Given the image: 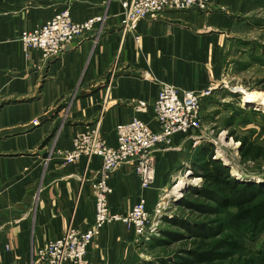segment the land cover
Masks as SVG:
<instances>
[{
    "label": "crops",
    "instance_id": "crops-1",
    "mask_svg": "<svg viewBox=\"0 0 264 264\" xmlns=\"http://www.w3.org/2000/svg\"><path fill=\"white\" fill-rule=\"evenodd\" d=\"M256 1L209 0L207 11H169L142 22L136 43L121 34L118 0H0V264H33L37 250L70 226L85 232L93 225L92 183L101 159L83 157L69 166L48 159L70 151L73 138L98 121L113 147L117 127L135 118L159 131L153 113L158 82L208 91L202 117L217 127L219 111L208 104L218 100L234 65L235 23ZM65 11L74 23L96 17L104 23L52 61L37 50L26 54L21 33ZM210 146L192 133L176 135L170 149L157 152L149 189L141 187L132 163L121 166L110 181V212L126 215L145 198L153 215L164 191L215 153ZM137 246L129 228L111 224L89 249V264H135Z\"/></svg>",
    "mask_w": 264,
    "mask_h": 264
},
{
    "label": "built area",
    "instance_id": "built-area-1",
    "mask_svg": "<svg viewBox=\"0 0 264 264\" xmlns=\"http://www.w3.org/2000/svg\"><path fill=\"white\" fill-rule=\"evenodd\" d=\"M122 11L119 15L123 38L132 37L136 43L140 38L137 31L142 22L155 19L169 11L190 10L207 11L209 0H118ZM102 17L74 23L68 11L58 14L34 31H23L20 44L28 54L37 50L44 62L59 58L65 49L81 37L93 32L97 25L103 24ZM145 79L154 81L151 75ZM159 92L153 105V113L159 131H153L142 120L135 118L117 127V146H110L102 134L101 121L88 130L77 134L70 151L52 152L49 161L58 159L63 166L75 164L81 158L101 159V170L97 180L92 183L95 198L93 225L85 232L70 226L60 239L50 241L35 253L33 264H89L88 254L94 240L100 237L111 224H122L129 228L136 243L144 239L153 229L147 200L141 198L126 215L112 214L109 199L113 194L110 181L118 169L132 163L141 187L149 189L156 182V154L161 148L170 149L173 139L179 134H190L196 142L207 139L203 133L202 107L208 91H184L166 82H158ZM140 109L146 104L140 103ZM38 124L37 121L34 122ZM213 159L231 166L225 153L217 144ZM221 156V158H219ZM239 157V155H238ZM170 195H163L155 207L158 217L167 209Z\"/></svg>",
    "mask_w": 264,
    "mask_h": 264
},
{
    "label": "rangeland",
    "instance_id": "rangeland-1",
    "mask_svg": "<svg viewBox=\"0 0 264 264\" xmlns=\"http://www.w3.org/2000/svg\"><path fill=\"white\" fill-rule=\"evenodd\" d=\"M241 16L243 18L235 23L234 41H231L234 47V65L227 67L225 88L218 95V100H213L212 104H208L214 113L217 111L218 114L219 111L217 127L211 123L210 116L203 117L204 133L207 137L204 141L206 144L209 143V146L211 144L214 150L216 149L215 144L222 149L227 159L226 163L231 165L227 167L234 181L256 184L264 188V163L262 161L257 164L243 162L240 157L241 145L235 138L248 137L251 141L264 146V106L246 105L243 102L245 94L264 92V0L252 3ZM231 133H235V136L232 137ZM203 144H200L196 149H201ZM188 174L183 172L182 177L179 176L164 191L163 195H170L168 207L158 217L154 216L155 212L153 213V229L144 239L136 243L138 246L136 247L135 264L187 263L186 259H189L187 250L192 247L191 240L187 243L184 240L175 241L166 234V232L179 231L181 234L189 235L188 231L172 222L177 218L191 225L194 239L198 241L214 239L209 224L204 227V231L197 227L204 224L205 218L202 217L198 220L192 207L182 206L187 191L201 189L203 182L200 174H197V170ZM181 180L186 183V187L177 194L174 188ZM228 212H233V208L223 211L222 219L226 223L227 229L234 227L230 226V221L228 222ZM204 213L209 212L205 211ZM241 244L242 250L237 253V256L242 255L247 258L256 255V257H261L264 254V226L255 232L243 233ZM226 255L219 258L218 264L229 263L230 258L226 259ZM178 257L184 258V261ZM190 259L194 260L193 257Z\"/></svg>",
    "mask_w": 264,
    "mask_h": 264
},
{
    "label": "trees",
    "instance_id": "trees-1",
    "mask_svg": "<svg viewBox=\"0 0 264 264\" xmlns=\"http://www.w3.org/2000/svg\"><path fill=\"white\" fill-rule=\"evenodd\" d=\"M231 134L232 137L235 136V133ZM235 138L240 142V157L243 162L257 164L262 161L264 163L263 145L251 141L248 137ZM213 156L214 154L210 153L208 158L205 157L206 159L197 165V174H200L203 181L201 189L188 190L182 206L192 207L198 220L202 217L205 218L204 224L197 227L204 231V227L209 224L214 239L209 241L194 239L191 225L178 218L172 222L188 231L189 235L181 234L179 231L166 232V234L175 241L184 240L187 243L191 240L192 247L187 250L189 259L186 260L187 263L190 262L188 264H218L219 258L225 254H227L226 259L230 258L228 264H264V254L261 257H256V255L247 258L242 255L237 256V253L242 250L243 233H252L264 226V188L256 184L234 181L229 173V168L222 162L215 161ZM212 203L214 205H211ZM231 208H233V212H228L227 217L230 226L234 227L229 226L230 228L227 229L222 216L224 210L227 211ZM205 211L209 213H204ZM223 251L226 253H222ZM190 257H193L194 260ZM180 259L184 261V258Z\"/></svg>",
    "mask_w": 264,
    "mask_h": 264
},
{
    "label": "bare ground",
    "instance_id": "bare-ground-1",
    "mask_svg": "<svg viewBox=\"0 0 264 264\" xmlns=\"http://www.w3.org/2000/svg\"><path fill=\"white\" fill-rule=\"evenodd\" d=\"M243 102L246 105L264 106V92H252L249 94H245ZM219 158H221V156H219ZM185 187L186 183L184 181H180L174 188V191L175 193L179 194Z\"/></svg>",
    "mask_w": 264,
    "mask_h": 264
}]
</instances>
